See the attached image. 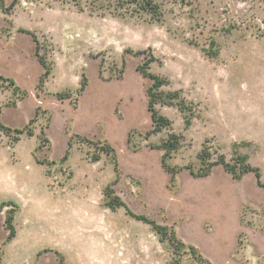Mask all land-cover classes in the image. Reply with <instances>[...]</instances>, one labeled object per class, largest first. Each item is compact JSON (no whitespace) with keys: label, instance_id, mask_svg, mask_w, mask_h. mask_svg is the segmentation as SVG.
I'll return each mask as SVG.
<instances>
[{"label":"rangeland","instance_id":"1","mask_svg":"<svg viewBox=\"0 0 264 264\" xmlns=\"http://www.w3.org/2000/svg\"><path fill=\"white\" fill-rule=\"evenodd\" d=\"M155 1L159 21L92 14L73 0H0V76L21 90L0 81V124L12 130L0 129V264H60V256L64 264H207L108 208V187L211 264H264V188L255 175L235 180L219 166L196 178L185 169L199 171L208 148L231 164L246 157L264 184V0ZM29 33L51 68L44 83ZM148 60L150 73L169 80L164 91H178L193 113L158 105L172 129L147 140L152 82L138 67ZM172 133L182 146L169 165L183 170L171 184L164 152L153 147ZM74 134L94 143L74 139L63 163ZM98 142L116 160L95 162Z\"/></svg>","mask_w":264,"mask_h":264},{"label":"trees","instance_id":"2","mask_svg":"<svg viewBox=\"0 0 264 264\" xmlns=\"http://www.w3.org/2000/svg\"><path fill=\"white\" fill-rule=\"evenodd\" d=\"M17 0H14L11 7H14V3ZM75 6L78 7L80 11H89L92 14H98L101 16L111 15L117 18H125L127 16H143L146 15L151 17L153 20H161L163 17L162 10L160 5L155 0H73ZM37 44L36 56L44 68V75L41 77V83H44L45 79L49 77L51 74V68H49L43 58L40 56V42L35 34L29 33ZM129 53H133L132 50L128 51ZM145 52L139 51L136 52V55H142ZM211 52H207V55L217 56V52L210 54ZM153 60H148L145 64L138 67V72L144 77L151 80L152 84L147 90V109L151 115L152 120V130L147 133L146 139L148 140L153 135L161 134L165 130L172 129V122L161 115L160 111L157 109L158 105L161 106H172L178 108L181 113L192 115V109L188 105L187 101L184 98H181V94L178 91L175 92H165L164 88L170 85L169 80L164 79L160 76L154 75L149 72V66ZM0 81L9 82L11 86L15 87L17 92H20V88L16 86L15 82L11 79H5L0 76ZM88 84L87 81L84 80L81 84V88L78 90V96H81ZM1 87V86H0ZM24 95L26 93L24 92ZM62 99H68L69 94L65 96H61ZM36 119H33L30 124H33ZM0 129L10 135L12 130L0 124ZM18 135H23L25 132H29V128H25L23 130L14 131ZM130 135L128 137V144H130ZM78 139L81 142L93 144L94 142L89 140L86 137L74 134L69 142L68 148L64 157L62 158V162H66L69 160L71 155V150L73 147V140ZM181 137L172 133L169 135L167 140H164L160 146H155L153 149L161 150L164 152L162 156V167L164 171L170 176V183H174L176 176L183 170L180 168L171 167L169 165V160L173 153L177 152L181 146ZM101 145V142H98ZM99 156L95 158V162L100 161V155L104 154L107 157H113L116 160V150L107 142L102 144V147L98 150ZM212 153L208 148H205L198 155V159L201 163L202 168L199 171H195L193 167L185 168L190 171L191 175L196 178H207L211 175L212 171L216 167H223L224 170L229 173L235 180H241L244 176L248 174H254L257 183L259 186L264 188V184H262V173L261 170L257 167L252 166L246 157H240L236 161V163L231 164L227 161L224 155L218 156L217 159H213ZM48 166L54 165V162H45ZM115 172L117 174V179H119V169L118 164H115ZM106 206L113 211H117L119 209H124L127 215L136 219L137 221H141L144 224L150 225L152 229L157 233L160 237L161 242H167L171 248H173V252L182 256L184 251L189 250L195 257L199 259L201 262H205L207 264H211L206 261L202 255L198 253V250L194 246L186 245L182 240H180L177 236L175 230L169 228L168 226H161L156 221L148 218L144 215H137L131 211V209L119 198L115 195L114 190L110 187L106 189ZM2 208V206H1ZM9 217L7 220L8 229L10 231V235L8 237V241H12L15 237L16 230L14 227V213L15 210H10ZM60 264H64L63 256H60Z\"/></svg>","mask_w":264,"mask_h":264}]
</instances>
